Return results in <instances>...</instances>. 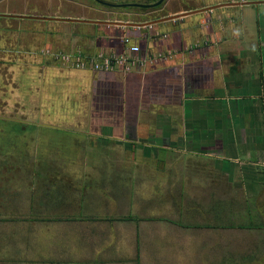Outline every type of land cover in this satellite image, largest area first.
<instances>
[{
    "label": "crops",
    "instance_id": "1",
    "mask_svg": "<svg viewBox=\"0 0 264 264\" xmlns=\"http://www.w3.org/2000/svg\"><path fill=\"white\" fill-rule=\"evenodd\" d=\"M41 1L19 0L11 8L0 2V14L18 16L0 17V84L8 70L19 81L29 71L42 73L36 80L43 92L59 80L66 83L69 71L47 65L50 61L78 71L71 78L82 88L86 83V99L99 113L119 98L122 109L120 115H91L87 120L71 116L66 120L75 128L47 125L48 139L38 138V145L34 139L30 152L35 159L52 161L42 172H61L77 188L70 196L60 193L67 185L55 186L62 189L46 197L51 204L47 211L66 209L73 217L20 220L19 211L11 212L0 235L20 234L12 235L16 244L10 242L8 254L20 258L24 245H30L36 259L46 264H103L105 256L113 264H193L202 239L211 243L207 251L220 252L232 236L264 231V38L247 44L233 14L230 20L223 18L248 3L230 0L214 6L196 0L199 5L188 9L172 0L166 7L170 16L186 9L215 10L129 30L126 36L141 48L132 54L136 58L124 67L96 71L70 68L44 52L98 60L100 55H121L123 45H102L100 39L84 44L78 38L82 44L59 47L49 40L38 45V37L48 36L31 33L28 22H68L19 16L75 17L66 0H45L39 8ZM25 32L27 47L19 42ZM11 45L13 53L31 54L33 65L19 56L16 66L7 55ZM79 93L75 102L82 103L84 93ZM105 119L109 122L103 126ZM86 122V130L77 127ZM124 156L128 162L119 163ZM71 200L76 204L71 206ZM32 208L35 212L36 206ZM7 211L0 203L1 219ZM0 244L6 247V242Z\"/></svg>",
    "mask_w": 264,
    "mask_h": 264
},
{
    "label": "rangeland",
    "instance_id": "2",
    "mask_svg": "<svg viewBox=\"0 0 264 264\" xmlns=\"http://www.w3.org/2000/svg\"><path fill=\"white\" fill-rule=\"evenodd\" d=\"M17 1L19 3V0H0V2L6 3L7 8H11L12 5L15 6L18 4ZM75 1L82 4L94 3L91 0ZM133 1L140 2L139 0ZM229 1L230 0H198L201 5H215L217 3H227ZM241 2L253 4H245L243 10L235 9L228 11L224 14L223 18L225 21L230 20V14H233L234 20L239 24L238 29L241 31L240 33H242L239 34V37H245V43L253 44L258 36L264 38V0H241ZM42 3H45V0L38 2L39 8ZM72 9L73 10L69 11L70 14L90 20L119 19L120 21L140 22L144 19L153 20L159 14L156 12L153 14H141L140 10L106 9L103 7H97V9L88 7L86 11L82 12V9H78L77 5H74ZM257 22L258 28L256 25ZM28 23L32 26V29H30L31 33H39V35L43 34V36H48L47 38L38 37L39 39L36 41L40 46H42V44L46 46L49 40H51L55 46L58 45L62 47L61 44L64 43H69L70 45L77 41L78 44H82L81 42L84 41L85 44V42L91 43V41L94 42L97 39L101 40L100 42L102 45H116L130 30L116 27L108 28L104 25L94 24H77V26H75V23L73 25L56 22L40 23L38 21H30ZM21 25L19 26L21 29L25 28ZM239 27H241V29ZM22 31H24V29ZM28 33L25 32V36L22 34L23 36L19 39V42L26 47ZM142 37L144 38V36ZM77 38L80 39L81 42L78 41ZM87 45L90 46V44ZM14 46L15 45L8 46L10 47L8 48L10 52L7 53V55L11 57V61L13 60V63L16 65V63L21 61V59H19L21 57L19 56H22L23 60L27 57L26 64L29 63L33 65L32 60L28 57L31 56V58H33V56L31 54L28 55L25 51V53H21L20 55L13 53V51H15L13 50ZM11 61H8V63L11 64ZM2 62H5V60L1 61V63ZM51 64L53 67L68 70L70 78L66 83H62L59 80L58 84H52V87H50L51 89L46 88L45 92H43L44 88L42 87V82L36 80L42 73L39 74L29 71L26 75L22 76L20 79L21 82L16 76H11L9 74L10 70L2 72L3 75L7 76L4 77V80L0 84V200L3 199L0 203L5 204L8 211L5 213L4 219L0 218V225L6 222L8 220L7 217L14 211H16V213L18 211L20 212L18 214L20 220H59L66 217V214L73 217V214L67 213L66 209H64V211L55 212L54 214L47 211V209L49 210L51 208V204L46 197L50 195L51 190L54 192V190L61 191L62 189L56 188L55 186L67 185L64 186L60 193L64 195L69 194L70 196H74L77 192V188H72L70 185L71 180L68 182V178L62 175L61 172L54 173L50 176L45 175L46 173H43L42 170L43 168L46 170L47 165L50 166L52 161L47 163L49 157L47 158L46 156H43L44 161L42 162L36 160L33 153L30 152V145L34 139H36L34 144L37 145L39 144L38 138L48 139L47 134L49 133H47V129L50 127L63 126L69 129L70 127L71 129L75 128L76 125L74 126L66 120V118L69 119L71 116H83L85 120H87V116L91 115L116 116L121 114L120 109H122V107L118 104L121 103L120 98L118 99L119 101L117 99L115 101L114 99L111 105L108 103L102 104L103 106L100 108L101 112L99 113L98 110L93 108V101L86 99L88 93L87 89H89L86 83L83 84L82 88L80 85H75V79L71 78L74 74L73 72L77 73L78 71L66 69V66L64 68L50 61L47 63V65L50 66ZM28 69H30V67ZM59 84H61V86L54 87ZM78 90L84 93L82 94V103H79V101L75 102L80 98L76 96ZM107 96L108 94H105V98ZM86 100H88V102ZM107 100H109V97ZM125 113L124 111V116L126 115ZM21 120L23 123H19ZM24 121H33L35 124H27ZM36 122L40 123L36 124ZM107 122L109 121L105 119L101 125L106 126ZM47 125L50 127L48 128ZM117 125L112 123L114 127H118ZM88 126L87 122L80 126L77 125V127H82L83 130H86ZM34 148L36 147L34 146ZM38 158L40 159V157ZM123 158L125 161L122 160L124 162L119 161V163L124 164L126 161L128 162L126 156ZM111 164L113 166V163ZM115 165L119 166L118 163H115L114 166ZM58 198L59 197H57V199ZM35 201L36 203L33 205ZM70 204L71 206L76 204L75 200H71ZM32 206H36L35 212H33ZM46 212H48V214H46ZM73 225H75V223ZM201 233V231H198V238ZM19 234L20 232L17 234V231L13 233L12 231H4L3 234L1 233L0 242L3 241V244L6 242V247L5 244H0V251L3 248L2 253L0 252V264H46L43 259H36L37 254L32 252L30 245H24L20 258L8 254L11 250L9 249L10 244L13 241L12 244H16L15 237L12 235ZM16 238H18V236ZM248 239L250 240L248 241ZM200 243L202 244L198 246L197 252L199 255L197 260H194L193 264H264V231H256L252 233L250 237L242 234L239 236H232L230 237V245H228V248L224 249V251L219 250L220 252H216L215 249L207 251L206 248L210 247L211 243L206 244L203 239ZM22 246L23 245H21V247ZM27 252H29V254ZM110 260L108 256H105L100 262L104 261L102 262L103 264H113ZM123 264L127 263L123 262Z\"/></svg>",
    "mask_w": 264,
    "mask_h": 264
},
{
    "label": "flooded vegetation",
    "instance_id": "3",
    "mask_svg": "<svg viewBox=\"0 0 264 264\" xmlns=\"http://www.w3.org/2000/svg\"><path fill=\"white\" fill-rule=\"evenodd\" d=\"M91 1H93L94 3L93 4H82V3L78 2V1H75V0H66V5L65 6L67 7V9L69 11H71V10H73L72 8H74V5H77L78 9H80V8L82 9V12L86 11L88 9V7L93 8V9H97V7L98 8L103 7V8H106V9L108 8V9L140 10L141 14H147V13L153 14L155 12L159 13L158 16L156 18H154L153 20L152 19H149V20H145L144 19L143 21H140V22L127 21V20L120 21L119 19L102 20V21H110V22L119 21V22H123V23H133V24H141V23H145V22L155 21V20H158V19H163V18H166V17H172V16L180 15V14H176V15H171L170 16L166 12V9H167L166 7L172 0H163V2L158 7H155V8H152V9H144V8H139V7H135V6H130V5H148V4L156 3V2H158L160 0H139L140 2H135L133 0H125V1L124 0H102L104 2L111 3V4H113L114 6H117V7L105 6V5L99 4L96 0H91ZM198 3L196 2V0H175L174 4L178 5V6H181L183 8H188L189 9L191 7H196L197 6L196 4H198ZM214 6H217V5H214ZM209 7H211V6H209ZM193 10L194 9H190V10L186 9V11H184L181 14L188 13V12L193 11ZM66 19L81 20V19H84V18L80 17V16H75V17H69V18H66ZM86 20H90V19H86ZM150 27H142V28L126 27L125 29H130V30L131 29H138L140 31L142 29H148ZM111 28H112V26H111ZM116 28H118V27H116ZM126 37L127 36L125 35L124 37H122L120 39V42L118 43L120 46L123 45V41H124V39ZM44 55H46V54L44 53Z\"/></svg>",
    "mask_w": 264,
    "mask_h": 264
},
{
    "label": "built area",
    "instance_id": "4",
    "mask_svg": "<svg viewBox=\"0 0 264 264\" xmlns=\"http://www.w3.org/2000/svg\"><path fill=\"white\" fill-rule=\"evenodd\" d=\"M140 51V46L132 45V40L126 37L123 41V52L121 55H110L109 57L100 55L98 60H80V58H77V56L71 54L54 53L51 51H46L44 53L53 59L64 62L65 65L69 66L70 68L87 69L88 67H92L94 70L98 71L111 70L112 66L124 67L125 65H128V62H131L136 58L133 57L132 54L139 53ZM139 62L141 63V61Z\"/></svg>",
    "mask_w": 264,
    "mask_h": 264
},
{
    "label": "water",
    "instance_id": "5",
    "mask_svg": "<svg viewBox=\"0 0 264 264\" xmlns=\"http://www.w3.org/2000/svg\"><path fill=\"white\" fill-rule=\"evenodd\" d=\"M99 4L105 5V6H110V7H117L114 6L111 3L108 2H104L102 0H96ZM163 2V0H160L156 3L153 4H148V5H130V6H135V7H139V8H144V9H152L155 7H158L161 3ZM3 3V2H1ZM248 4H253V3H248ZM215 10V7H210V8H205V9H201V10H195V11H190L188 13H184V14H180V15H176V16H172V17H166L163 19H158L155 21H150V22H145V23H141V24H133V23H123V22H119V21H115V22H110V21H102V20H86V19H81V20H74V19H64V18H56V17H32V16H19V18H26V19H37V20H42V21H59V22H68V23H84V24H94V25H104L107 26L108 28L112 27H118L121 29H125L126 27H136V28H142V27H150L153 25H157L160 22H164V21H169V20H176L177 18H181L187 15H192L198 12H203V11H212ZM0 17H18V16H14V15H10V14H0Z\"/></svg>",
    "mask_w": 264,
    "mask_h": 264
}]
</instances>
